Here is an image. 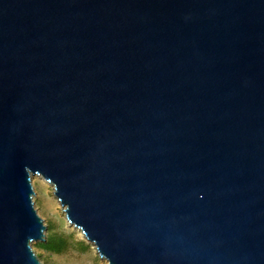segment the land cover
Masks as SVG:
<instances>
[{"label":"water","instance_id":"water-1","mask_svg":"<svg viewBox=\"0 0 264 264\" xmlns=\"http://www.w3.org/2000/svg\"><path fill=\"white\" fill-rule=\"evenodd\" d=\"M34 176L108 264H264V0H0V264Z\"/></svg>","mask_w":264,"mask_h":264},{"label":"rangeland","instance_id":"rangeland-1","mask_svg":"<svg viewBox=\"0 0 264 264\" xmlns=\"http://www.w3.org/2000/svg\"><path fill=\"white\" fill-rule=\"evenodd\" d=\"M33 185V201L47 225L46 237L53 230L68 235L70 241L69 247L61 253L44 249L38 244L41 241L33 242V249L40 260L44 264H108L107 259L99 255L96 246L84 238L79 229L69 225L66 213L54 194L53 186L38 176L33 177Z\"/></svg>","mask_w":264,"mask_h":264},{"label":"trees","instance_id":"trees-1","mask_svg":"<svg viewBox=\"0 0 264 264\" xmlns=\"http://www.w3.org/2000/svg\"><path fill=\"white\" fill-rule=\"evenodd\" d=\"M38 244L48 251L61 253L69 247L70 241L68 235H65L62 232L58 233L52 230V232L47 234L45 240L41 241Z\"/></svg>","mask_w":264,"mask_h":264},{"label":"bare ground","instance_id":"bare-ground-1","mask_svg":"<svg viewBox=\"0 0 264 264\" xmlns=\"http://www.w3.org/2000/svg\"><path fill=\"white\" fill-rule=\"evenodd\" d=\"M41 178V177H40ZM46 181V180H45ZM47 183H49V182H47ZM55 194V193H54ZM57 199H58V197H57ZM58 201H59V203L61 204V202H60V200L58 199ZM61 206L63 207V211H64V207H65V205H62L61 204ZM65 212V211H64ZM66 216V215H65ZM66 219H67V217H66ZM68 220V219H67ZM68 223H69V225L70 226H72V227H75L74 225H72L71 223H70V221L68 220ZM75 229H79V228H77V227H75ZM79 231H80V234L84 237V238H86V236L84 235V233L82 232V230L81 229H79ZM87 239V238H86ZM94 245H95V243H93ZM96 246V245H95Z\"/></svg>","mask_w":264,"mask_h":264}]
</instances>
